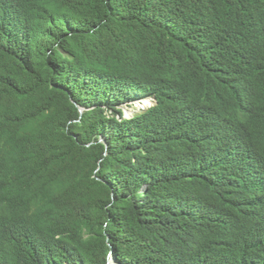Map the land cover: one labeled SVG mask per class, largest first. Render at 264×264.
Segmentation results:
<instances>
[{
    "label": "trees",
    "instance_id": "trees-1",
    "mask_svg": "<svg viewBox=\"0 0 264 264\" xmlns=\"http://www.w3.org/2000/svg\"><path fill=\"white\" fill-rule=\"evenodd\" d=\"M111 259L264 264V0H0V264Z\"/></svg>",
    "mask_w": 264,
    "mask_h": 264
},
{
    "label": "rangeland",
    "instance_id": "rangeland-1",
    "mask_svg": "<svg viewBox=\"0 0 264 264\" xmlns=\"http://www.w3.org/2000/svg\"><path fill=\"white\" fill-rule=\"evenodd\" d=\"M147 102V104L149 105L150 103L152 104V101H145L142 103V105H140L141 103H137V105L135 104L134 107H131L129 104H127L126 106H124V111H125V115L128 118H131L134 114H137L139 112V105L142 107H147L148 105L145 104ZM113 259H111L110 264H115L113 261Z\"/></svg>",
    "mask_w": 264,
    "mask_h": 264
},
{
    "label": "clouds",
    "instance_id": "clouds-1",
    "mask_svg": "<svg viewBox=\"0 0 264 264\" xmlns=\"http://www.w3.org/2000/svg\"><path fill=\"white\" fill-rule=\"evenodd\" d=\"M145 101H151V100H143L142 102H138V103H141V104H142V103L145 102ZM143 104H144V103H143ZM145 104H147V102H146ZM136 105H137V103H136ZM147 105H148V104H147ZM153 105H154V102H152V104L150 103V104L148 105V107H146V108L152 107ZM133 107H134V106H133ZM146 108H145V109H146ZM140 110H144V109H143V108H140ZM140 110H139V111H140ZM133 116H134V115H133ZM133 116H132V117H133ZM125 117H127V116L125 115ZM127 118H128V117H127ZM112 261H113V260H112ZM113 262H114V261H113Z\"/></svg>",
    "mask_w": 264,
    "mask_h": 264
},
{
    "label": "bare ground",
    "instance_id": "bare-ground-1",
    "mask_svg": "<svg viewBox=\"0 0 264 264\" xmlns=\"http://www.w3.org/2000/svg\"><path fill=\"white\" fill-rule=\"evenodd\" d=\"M140 105H142V104H140ZM140 105H139V108H138L139 110H140V108H143V109H145V108H146V107H142V106H140ZM147 107H148V106H147Z\"/></svg>",
    "mask_w": 264,
    "mask_h": 264
}]
</instances>
